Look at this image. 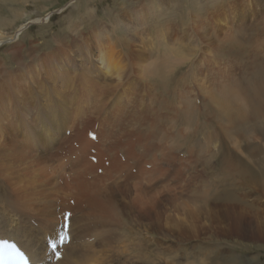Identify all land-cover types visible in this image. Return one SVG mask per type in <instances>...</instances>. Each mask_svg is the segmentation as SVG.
I'll return each instance as SVG.
<instances>
[{"label":"bare ground","instance_id":"bare-ground-1","mask_svg":"<svg viewBox=\"0 0 264 264\" xmlns=\"http://www.w3.org/2000/svg\"><path fill=\"white\" fill-rule=\"evenodd\" d=\"M15 1L16 0H0V7L7 9L9 7H12L11 5ZM252 3H253V7L258 11L256 14L257 16H256L255 20L252 21L254 23L252 25H250L249 27L247 26L245 28H242L238 32L236 31V33H231L230 32L231 29H230V31L228 32L229 35H227L229 37V40L232 38L231 35L232 36L236 35L235 38L238 41L235 39H232L229 43H226L225 45H223L222 48L220 47L216 51L217 55L214 56L216 58V59H214L215 62H220L219 58L224 59V60H227L228 58H232V62H231L232 68L233 69L235 68L236 70L241 68L243 70L242 76H240L238 78L228 77L229 78L228 84H226L227 80H226V82L224 80H222V81H224L223 83H225L226 85H223V84L218 85L216 92H213V90H212V92H210V90H206V93L209 95L207 100L209 101V104H210L208 106V113L211 114L212 117H215L217 115V112H218L221 116L223 115L224 117H226L228 122L232 125V128L236 129L237 133L239 131L242 133V127H243L242 125L248 124L249 119H251V118L257 119V116L260 118L262 115H264V0H252ZM176 4H178V3H176ZM231 4H233V3H231ZM238 4H240V3H238ZM152 8H154L153 11L151 13H149V10H147L144 18L141 16L142 20H137L136 22H134L135 25L129 24L128 27H126V26L123 27V25H122L123 23L122 24L121 23L120 24L113 23V26H114L113 29H116V30L117 29H126L128 32H134L133 36L130 37V39L128 38V35H127V39H125V42L121 41V43L124 44L125 49L127 51V52H125V54H124V52L122 53V51H117L114 46L111 47L110 45H107V44H105V42H103L104 40L107 42L108 39L107 40L104 39L103 41H101V37H102L101 33L96 35L97 36L96 40L98 39V41H99V43H98V49L99 50H98V58H97L98 59L97 63L99 65V67H98V71H96V73H98V74L93 75V76H91V74H90L89 75L90 77H88L86 75L88 78V79L86 78L87 82H82L83 83L82 86L80 84L77 85L80 88V91H78V92L73 90V89H67V88H72V86H70L68 84H67V86H65L63 84V83H65V81H64L65 75L64 74L73 73L71 71V67L69 68V66H65L66 68H64L65 70L71 71V72H66V71L63 72V71L59 70L60 72L57 73V71H55L58 69L59 65L55 66V65H57L56 62H58V61H57V59H55L56 58V52H54V54H51V53H53V51L50 54L48 53L43 57L42 56H36V55H34V53H36V51H34V49H36V48L32 49V48H30V45H28L30 49H27L23 53H20V51L18 53L16 51V48L19 45L15 44L12 46L11 56L13 57V60L16 63L17 69L14 71H10L6 66H3V67L1 66L2 68H0V238L1 239L15 240L21 246V248L27 253V255H29L31 257L34 264H50L52 262L53 254L49 250L48 246H46L44 244V240H46L48 237H51L52 239L50 242H54V238L57 236L59 237V235H58L59 230L58 229H59V226L62 225L63 213L65 212L66 209H68V207L65 206L66 203L65 204L63 203L62 204L63 208L60 210V212L57 211V209H58L57 207L59 205V202L61 201V200H59V198H62V196H65V198H69L70 200H76L74 202L75 203L77 202V208L75 209V212L71 208H69V210H68V211H73V213H74V215L71 219V227H70V232L72 235V241L70 242V244L67 247H65L63 259L60 261V264H114V262H121V263L123 262V264H135L134 261H136V264H154V260H158V261L161 260L160 263H162V264H172L173 261H176L179 258V256L177 254H174L173 257L169 256L171 252H168V254H166V255L160 254L161 246L158 244H157V246L159 249L154 247L152 250V246L150 248L148 247V245H153L152 239H147L152 234L151 232L155 231V230L163 232V229L168 233L167 235H169L170 233L176 234L177 239H175V240H178V242H182V243L187 242V241H191L192 243L193 242L203 243L204 240H203L202 236L204 235V232H208V231L212 232L213 237L218 238L217 240L211 242L212 244H218V249H216L217 257L214 255L215 249H213V248H210L212 250H209L208 248L205 249L202 247L201 244H199L200 247L197 248V252L195 253V257H193L191 254H183V257H184L183 260L186 264H224L218 258V256H220L223 253V250H228L230 261L232 262V264L236 263L237 262L236 251L234 249L230 248L229 241H233L234 238L238 234L243 233V232L249 233V235L252 239H255L257 241L258 240L261 241L257 245L264 248V213H261V210L259 211V209H255L254 208L255 206H253V205L251 206L249 204L250 206L247 207L248 206V204H247L246 209H244L243 204H241V202L238 201L239 197L237 196V198H236L235 197L236 195H234V193H233V195L232 194L226 195V198L224 200H221V197L217 196V195L211 194L208 196L207 190H205L203 196L199 198V200L202 201V204L201 203L200 204L205 205L206 207H208L210 204H212L215 209L214 210H208V211L204 212V214H201L200 210H202V206L198 207V204H196V205L194 204L195 196L194 195L189 196V194L183 195V193H185L184 191L186 189L185 190L183 189V191H182L180 188H178L182 191L181 194H179V192H178V194H179L178 195L176 190L177 191H179V190L175 189L176 194L180 197L179 198L180 204L178 202L179 205H176V204H174L175 202H173V201H176L178 198V196H177V198L175 197L176 199H174L172 197V193L174 192V189H173V192L171 193L170 196L164 198L168 202H170V201L173 202V206L176 205L175 211L177 212V214H157L158 213L157 207H151L157 202V199L155 198V195L152 193V191L155 188V186L157 185V183H155V181L157 180L156 178H158L159 175L163 176L164 174L163 175L160 174V172H159L160 170L158 169V167H157L158 170H155V167H156L155 165L158 163V158L151 156L153 161L150 162V160L147 159V156H145L146 154L144 156H142L141 154L138 153L141 156L138 159V154L135 156L136 153H134V151H132V152L130 151L131 148L134 146V143H137V141H136L137 138H140V137H136V138L133 137V138H135L136 142L129 140L130 142L131 141L133 142V146H132V144H130L132 146L131 148H130V145H127L128 141H127V143H125V145H122L123 146L122 149L124 150V148H126L125 151H126V153L128 152V154L125 155V152L120 148L117 149V147L115 146L114 143H112L113 146H109V144L107 145L106 144L107 140L105 141L104 138H102L101 136H100L101 138L98 139V142L94 143V142L88 140V136H87L88 131H86L85 132L86 134L84 135L83 131L76 129V128H78L77 123L79 120H81L82 126L86 127L87 123L90 119V118H88L89 115L86 113L85 110L82 112L80 111L81 104L88 106L87 107L88 109L90 107L94 108L93 112L96 115L99 113V112H97V110L99 109V106L103 108V111L106 108L108 109V105H109L108 101H110V100H108L106 92L107 91H108V93L110 92L109 93V95H110L111 91L114 90L113 87H115V86H112L111 84H105L104 79L107 80L110 78V81H112V80L116 81L117 84H121L125 79L127 80V78L131 79V77L133 76V72H134L133 71L134 65H137L138 62L143 61L144 60L143 57L145 54L148 55L147 54L148 52L153 51V49L151 50V48H152L151 45H149V46H151V48L149 47L150 49L147 50V48L145 47L146 44L144 46L145 49H143V51H133L132 50L133 47H135L133 45L132 40L135 41L134 43H137L136 40L138 38L140 39L141 29L146 30L143 27H144V25L148 24V22L145 21V20H147V17L149 18V20L157 17L158 7L156 10H155V8H156L155 6ZM221 10H223V9H221ZM130 14L132 15V13H130ZM134 14H135V12H134ZM204 16L205 15H202V16L198 15V17L202 18L201 19L202 23H204V21H205V19H203ZM224 19H226V17ZM187 20H188V17H187ZM154 21H155V19H154ZM159 21H161V19ZM130 22H131V20H130ZM155 23H157V25L160 26L159 28L157 27L159 30L162 29V33H161V31H160V33H161V36H162L161 38L163 41V46H164L163 48H165V54L169 55L171 53V57L173 56L172 53L176 54V52H177L176 55L181 54L180 53L181 50H179L180 48L179 49L177 48L176 50H174L175 48L173 47L180 40V39L177 40V35H178L177 30L178 29L176 27H174L175 25L172 24L173 22L171 23L169 21L168 23L166 22L165 24L161 25L162 23H159L157 20V22H155ZM168 24L169 25L171 24V26L169 27ZM207 24H208V22H207ZM177 25H178V27L180 26L181 33L183 34V35H181L182 38L181 37H179V38L188 39V36L186 34V32L189 31L187 28L188 23L187 22H181L179 24L177 23ZM155 26H156V24H155ZM225 29H229V28H225ZM90 31L92 32V30H90ZM118 31L116 32L117 34H118ZM155 33H156V31H155ZM157 33H159V32H157ZM226 33H227V31H226ZM80 34H82V33H80ZM2 35H3V33L1 32V28H0V43H2L3 42L2 40L4 39ZM124 35H125V33H124ZM109 36L110 35L108 33V37ZM85 38H86V36H85ZM106 38H107V36H106ZM195 38H197V40L201 43L197 34H195ZM225 38H227V37L225 36ZM109 39H111V38H109ZM140 40H142V39H140ZM174 40H176V42ZM59 42H60V40H59ZM73 44H76V43L74 42ZM96 44H97V41H96ZM64 45H67V44L64 43ZM87 45L88 44L86 43V46ZM111 45H113V44H111ZM198 45H200V44H198ZM22 47H23V45H22ZM176 47H177V45H176ZM76 48H78V47H76ZM136 48H137V46H136ZM184 48H186V47H184ZM17 50H18V48H17ZM145 51H146V53H145ZM136 54L141 55V57L136 56ZM149 55L152 56V54H149ZM31 56H32V61L35 60V63H37L39 65V68H38L39 71L38 70L32 71L31 68L36 66V65H34L32 67L31 66L28 67L29 68L28 71H27V69H25L24 61H25V59H27ZM68 56H69V53H68ZM7 57L9 58V56H7ZM136 57H138L137 63H135L136 61H134ZM177 57H179V56L175 57L176 59H179L177 67L184 65V63H189V62L193 63V60L188 59V58H192V56L191 57L182 56L181 58H177ZM36 58H38V60ZM163 58H165V57H163ZM167 58L168 57H166V59H165L166 61H167ZM173 58H174V56L172 57V59ZM172 59H170V60H172ZM85 60H86V58H85ZM60 61H61V59H60ZM157 61H155V62H153V64H151L152 65L151 67H153L154 69H157L156 71H152L151 73L153 75L157 74V76H158L159 71L162 70V67L165 65H164V63H162L160 61H158V64L163 65L162 67H160L158 64L154 65L155 63H157ZM71 62H73L72 59H71ZM4 63H5V61H4ZM1 64L2 63H0V65ZM12 64H13V61H12ZM166 64H167V62H166ZM174 64H176V63L173 62V65ZM4 65H6V64H4ZM30 65H31V63H30ZM32 65H33V63H32ZM210 65H211V63H210ZM73 66H74V64H73ZM139 66L140 65H138V67H135V71L139 68ZM199 67H200V65H199ZM213 67L207 68V69H203L202 67L196 68L195 65H191V67H189V71L194 70L192 72L193 77L191 80H194V79L197 80L196 82L198 83L199 90H203V91L205 90L206 81L203 80L204 79L203 77H202L203 79H197L198 75L194 76L197 74V70H201L204 72H206V71L210 72V71H214ZM216 67H217V64H216ZM148 68H150V64H149ZM139 69L141 70L142 68H139ZM84 70H82V71H84ZM172 70H174V69L172 68ZM216 70H217V68H216ZM219 70H220V68H219ZM25 71H27L29 74L28 78H27V75L25 74ZM54 71L57 74H55V76H51V74H53ZM226 71H229V67H227V66L223 70L224 73L221 71L222 76L226 75ZM136 72H138V71H136ZM147 72H148V70H147ZM170 72L171 71H169V73ZM187 73H185L184 75L182 74V83H181L182 87L180 85H179L180 87H177L176 84L172 83V81L170 80V79H172V76L168 77V78H164V77L159 78L158 80H153V82H149V83H156L157 85H159L162 88V94L166 97V99H168L169 102L174 101V103L171 104V103H168L167 100L165 101V100L160 99V97H158V99H157L158 111L156 110L157 108L155 109L158 114L163 113L162 111H165L166 109H168V110L174 109L173 113L174 114L177 113V116H179V118L182 119L180 117L181 116L180 110H177V108H176V105H177L176 102L179 103L178 99L182 100V102L185 104L186 109L187 108H193L197 113L201 114V110L196 109L194 102L190 103V101L183 99L185 97L184 95L186 92L185 91V84H186L185 82L190 77V74L189 73L187 74ZM218 73H216V74H218ZM167 74L165 73V75H167ZM75 75L76 74H74V76ZM148 75L150 76L151 74H148ZM168 75H170V74H168ZM173 76H174V74H173ZM220 76L221 75L219 74V77ZM222 76H221V78H222ZM51 77H53L52 79H54V81H55V79H57V81H55L56 83L59 81L61 84L59 85V87L56 86L55 84H52L53 86L51 85V89H46V87H44L42 84L45 80H48V79L50 80ZM84 77H85V75H84ZM154 77H156V76H154ZM217 77H218V75H217ZM91 78H94L97 81V83L93 87H88V81ZM141 79H142V81L148 80L147 75H145ZM176 80H177L176 81V83H177L180 79L178 78ZM215 83H217V82H215ZM220 83H221V81H220ZM73 84H74V82H73ZM124 84H125V82H124ZM177 84H179V83H177ZM122 85H123V83H122ZM98 87H100V90L97 92L95 90ZM173 87H174V89H173ZM188 87L189 86L187 85V88ZM124 88H126V87H124ZM41 91H43V92H41ZM71 91H73V92H71ZM134 92H135V90H134ZM137 92H138V90H137ZM142 93L144 94L145 92H142ZM120 94H122V93H120ZM135 94H136V92H135ZM73 96L75 98L71 100V98ZM242 97L246 100V102L244 104H248V106L252 109L251 113L245 112V109L243 108L244 107L243 104L239 103V99ZM54 98L57 101L59 100L61 103V104H57L58 108L54 102ZM145 98H146V96H145ZM148 98H149V96H148ZM78 99L80 101H77ZM113 100H115V98ZM150 100H155V99H150ZM76 101L79 103V105ZM75 102L77 104L74 106ZM109 103L112 104L111 102H109ZM127 103H129V102H127ZM131 103H132V101H131ZM119 104H121V103H119ZM124 104H126V103H124ZM133 105H135V104H133ZM146 105H147V102H146ZM163 105H164V108H162ZM131 106L132 105H130V107ZM76 107H78L76 110V112L78 114L77 113L76 114H77V116L78 115L79 116L75 118V116H72L71 111L73 108H76ZM120 107H121V105H120ZM122 107H123V105H122ZM126 107H124V109L125 108L128 109L127 105H126ZM84 109H85V107H84ZM113 109H114V107H113ZM145 109H146V107H145ZM121 110H123V109H121ZM132 110H128L129 114H131V115H126V116H132L133 117V111ZM140 110H141V108H140ZM142 110H143V108H142ZM114 111L118 112L117 106L114 109ZM151 111H152V109H151ZM91 112L92 111H90V113ZM105 112H106V110H105ZM148 112H150V111H147V113ZM122 113H123V111H122ZM124 114H127V112ZM114 115H115V113H114ZM121 115H122V117H125L123 114H121ZM164 115H166L165 117L169 116L167 114H164ZM115 117L117 118L116 115H115ZM142 117L143 116H140V118H142ZM159 117H162V116H158V118ZM169 117L170 118L173 117V119H175L176 115H175V117L174 116L171 117V115ZM98 118L100 119L101 117L99 116ZM138 118H139V116H138ZM133 119H134V117H133ZM133 119H131V120H133ZM135 119L137 120V118H135ZM144 119H142V121ZM167 119H169V118H167ZM191 119L192 118L188 119L189 123H191ZM117 120H118V118H117ZM128 120H130V118ZM156 120H157V118H156ZM156 120H154V121L156 122ZM183 120H184V118H183ZM122 121H124V120H122ZM151 121H153V120H151ZM124 122H127V121H124ZM153 122H152V124H154ZM128 123L131 124V122H128ZM135 123L133 125L131 124L130 127L131 126L135 127ZM137 123H138V120H137ZM109 124H112V122ZM95 125H97V123ZM102 125H103V123L100 124L101 127H102ZM126 125H127V123H126ZM156 125H157V123H156ZM79 126H81V125H79ZM108 126H110V125H108ZM137 126H136V128H137ZM163 126H165V125H163ZM167 126H168V124H167ZM169 126H170V124H169ZM254 126L257 127V123ZM105 127H107V125H105ZM128 127H129V125H128ZM153 127H155V126H153ZM165 128H166V126H165ZM168 128H170V127H168ZM43 129L46 130L45 134H43ZM114 129H115V126H114ZM143 129H141V131H143ZM160 129H164V128L160 127ZM69 130L71 131V135H70V137H67L66 132ZM106 130H107V128H106ZM128 130H129V128L125 131H128ZM139 130H140V128H139ZM167 130H169V129H167ZM112 131H113V128H112ZM165 131H164V133H165ZM108 132H111V130ZM118 133L120 134V131ZM152 133L155 134L154 132H152ZM252 133H255V132L252 131ZM108 134H111V133H108ZM114 134H115V132H114ZM123 134H125V133H123ZM153 134H151V137L153 136ZM19 135H23L22 136L23 139H21V137ZM147 135L145 134L143 136H147ZM160 135H162V134H160ZM124 136H126V134ZM141 136H142V134H141ZM157 136H159V135H157ZM30 137L35 138L34 139L35 141L31 143ZM57 137L60 139L63 138L64 140L61 139L62 141L60 143V141H59L60 139H58ZM162 137L158 138L159 141H160V139H162ZM237 137L242 139V140L245 139L244 135L239 134ZM146 138H149V136H147ZM117 139H119V138H117ZM154 139L155 138L153 137V140ZM158 139H157V141H158ZM141 140H142V138H141ZM141 140H140V142H141ZM144 140H145V138H144ZM166 140H168V139H166ZM149 141L151 143V140L148 139V142ZM161 142L164 144L163 141H160L157 143L159 144ZM171 142H173V140ZM120 143H122V142L120 141ZM150 143H149V145H150ZM152 143H153V141H152ZM152 143H151V145H152ZM170 143L167 142V144H166V142H165L166 145H169ZM141 144L143 145V143H141ZM146 145H148V144H146ZM146 145H144L145 146V150H144L145 153L146 152L151 153L155 150L154 147H153L154 150H151L152 148L150 146L147 147ZM162 146H163L162 148L165 149L164 148L165 146L164 145H162ZM169 146H171V145H169ZM171 147H173V146H171ZM157 148L158 149L161 148V145H160V147H157ZM157 148H156V150H157ZM162 148H161V150H162ZM168 148L170 149V147H168ZM226 148H227L226 146L224 148L222 147L219 152L214 154V158L215 159L217 158V161L219 162L218 167L216 169V173L222 172L223 174L227 175L228 177L230 176L231 179L234 178L233 176H238L239 180L245 179L250 185H252V184L264 185V166L259 165L260 167H262V171L260 170L258 172V170H257L258 164H254L253 163L254 160L252 162V158H251V157H253L251 155L252 154L254 155V153H253L254 150L249 151L250 152L249 154L247 153L248 156L250 155L248 158H247V156L241 154L243 157L244 156L246 157V159H244L245 157L241 158L236 153L237 151L231 153V152H228L226 150ZM252 148H250V149H252ZM92 149H95L98 153V164L97 165H94L91 161L88 160L91 157L90 151ZM136 150H137V148H136ZM237 150L241 151L240 149H237ZM157 151L159 152L160 149ZM172 151L175 152L174 149H172ZM139 152H142V151H139ZM158 152H156V154ZM160 152H162V151H160ZM163 152H164V150H163ZM165 152H167V154L170 153V155H173V152L171 154V151L169 152V150L168 151L165 150ZM62 154H64L66 157L62 156ZM163 154L164 153H162V155ZM244 154H246V153H244ZM257 154H259V150H258ZM168 155H167V157H173L174 158V156H168ZM260 155H261V153H260ZM198 156H200V155H198ZM232 156H233V158H231ZM67 157H69V158H67ZM164 157H165V155L163 156V158ZM255 157H257V156H255ZM106 158L108 161H110L111 167L110 166L106 167V162H105ZM123 158L124 159L126 158L125 162L122 161ZM136 158L138 159V161L136 160ZM144 158H145V160H144ZM166 159L167 158H165L163 160H166ZM170 159L168 158L169 161H173ZM162 161L160 162V165L163 164ZM175 162L173 161V163H175ZM241 162H243V164ZM112 163H113V166H112ZM173 163L169 162V164H167L166 167H168V165L170 167V164H173ZM145 164H146V166L144 168ZM148 165L152 166L151 170L147 169ZM164 165L165 164H163V166ZM65 167L71 171L65 173V171H64ZM260 167H259V169H260ZM100 168H103V171H104V174L101 176L98 175V172H97L98 169H100ZM134 169H137L136 175L133 173ZM181 169H183V167ZM161 170H162V168H161ZM163 170H165V169H163ZM51 171L55 174L56 177L51 175ZM157 173H159V175H157ZM173 173H175V172H173ZM168 175H170V174L168 173ZM173 175L175 176V174H173ZM186 176H187V174H186ZM175 177H178V176H175ZM194 177H195L196 181H200L202 179L201 177H204V175L202 174L200 178H198L197 176H194ZM205 177H206V174H205ZM131 178H133V180H134L133 186L135 188L134 190H136V195H137V198L134 195L133 198L134 199L136 198L134 201H132V199L130 198V195L128 197V198H130V201H129L127 199L128 192L125 193L126 184L130 183L129 180ZM166 178H168V177H166ZM166 178H165V180H166ZM159 179H161V177ZM159 179H158V181H159ZM172 179H173V177L171 179H169V181ZM162 180H163V178H162ZM173 181H174V179H173ZM183 181H184V179H183ZM192 181H194V180H192ZM169 184L170 183H168V186H169ZM182 184H184V183H182ZM69 185H72L73 187H71ZM187 186H189V185H187ZM161 188H163V187H161ZM170 188H173V187H170ZM201 188L203 190L204 186H202ZM68 189L71 192H68ZM158 189H160V188H158ZM158 189H156V190H158ZM167 189H169V188H167ZM197 189H198V187H197ZM236 189H237V187H236ZM246 190H248V189H246ZM133 192H135V191H133ZM155 192H157V191H155ZM168 192L169 193H167V194L169 195L170 191L168 190ZM196 192H198V191L196 190ZM263 192H264V189H263ZM161 193H160V195H161ZM235 193H236V191H235ZM167 194L165 196H167ZM176 194H174V195L176 196ZM184 197H187V198H185L186 200H184ZM251 199L252 198H250V200ZM119 201L128 202L130 204H133L132 202H135L134 206L138 209V211L144 209L146 211V214H141V215L136 214L137 218L134 217L130 220H126V223L123 222V220L119 217H115L113 220H110L109 218L98 219L93 214L94 210H98V211L104 212V213L109 214V215L121 214V213H123V209L119 208L116 205V203ZM256 202H258V201H256ZM85 203H87V206L84 209L83 204L85 205ZM80 205H82V207ZM258 206L260 207L261 205L258 204ZM194 207H196V208H194ZM262 208H264V207H262ZM198 211H200V212H198ZM180 213H183V214H180ZM140 221H142L141 224H140ZM207 223H209V225H210L208 227L209 230H207V227H206V225H208ZM125 227H128V229H124ZM132 231L134 233L137 232V234H139V236L137 238L134 237ZM143 236H145L146 238H143ZM242 238L247 239L244 234H243ZM97 243L101 244V246L103 248L112 247L114 245L111 251L103 252V253L109 252L110 255L112 256L111 253L116 251L117 255L114 258H112V261H108L107 259H105L103 257L102 251L95 250V245ZM233 246L234 245L231 244V247H233ZM205 247H207V246H205ZM129 260H131V261L134 260V261L132 263H130ZM185 263H181V264H185Z\"/></svg>","mask_w":264,"mask_h":264},{"label":"rangeland","instance_id":"rangeland-1","mask_svg":"<svg viewBox=\"0 0 264 264\" xmlns=\"http://www.w3.org/2000/svg\"><path fill=\"white\" fill-rule=\"evenodd\" d=\"M176 3H178V4H176ZM231 3H233V4H231ZM238 3H240V4H238ZM241 4L243 6L245 5L246 7L245 6L243 7ZM11 6L12 7H9L7 9L0 7V28H1V32L3 33L2 36L4 38L2 40L4 43L3 42L0 43V63H2L0 65V68H2L3 66H6L10 71H14L17 69L16 63L14 62L13 57L11 56L12 46L15 44L19 45L17 47L18 50L16 48V51L18 53H19V51H20V53H23L27 49L36 48L37 50L34 49V51H36V53H34V55L43 57L46 54H48V53L50 54L53 51V53H51V54H54V52H56V58L54 56L53 57L55 59H57L58 62L60 61V59L62 61V62L60 61L59 63L56 62L57 65H55V66H58V65L59 66H58V69L55 71H57V73L60 71H63V72H65V71L71 72L72 71L73 73H71V74H69V73L64 74L65 75V80H64L65 83H63V84L65 86H67V84L72 86V88H67V89H73L77 92L80 91V88L77 85L80 84L82 86L83 85L82 82H87V80H86L87 76L90 77L89 76L90 74H91V76L98 74V73H96V71H98V67H99V65L97 63L99 41H98V39L96 40V38H97L96 35L101 33L102 34L101 41H103L104 39H106V40L108 39L107 42L105 40L103 42H105V44H107V45H110L111 47L114 46L117 51H122V53L124 52V54H125V52H127V51L125 49L124 44L121 43V41L125 42V39H127V35H128V38L130 39V37L133 36L134 32H128L126 29H117V30L113 29L114 28L113 23H117V24L123 23L122 24L123 27H125V26L128 27L129 24L135 25L134 22H136L137 20H142L141 18L142 17L144 18L147 10H149V13H151L154 9L152 7L155 6L156 7L155 10L158 7L157 17L150 19V20L147 17V20H145L146 22H148V24L144 25V27H143L146 30L141 29L140 39H142V40H140L138 38L136 40L137 43H134L135 41L132 40L133 45L135 46L132 49L133 51H143V49H145V47L148 50L151 48V46H152L151 50L153 49V51L148 52L147 53L148 55L145 54L143 57L144 60L141 62H138V57H141V55L136 54V56H138V57H136L134 61H136L135 63H137V62L138 63H137V65H134V67H133L134 72H133V76L131 77V79L127 78V80L125 79L122 82L124 86L122 85V83L117 84L116 81H113V80L110 81V78L107 80L104 79L105 84H111L112 86H115V87H113L114 90L111 91L110 95H109L110 92L109 93H108V91L106 92L107 98H108V100H110V101H108V104L110 106L108 105V109L107 108L105 109L106 112H105V110L103 111V108L99 106V109L97 110V112H99V113L101 112V113L100 114L98 113L97 114L98 116H97L93 112L94 108L90 107L88 109L87 108L88 106L81 104L80 111L82 112L85 110L86 113L89 115L88 118H90V119H89L86 127L85 126L83 127L81 120H79L77 123L78 128H76V129L83 131L84 135H85L86 131L89 132V129H94L93 127L97 126V132L99 135L98 139H100L101 137L104 138L105 141L107 140V143H106L107 145L109 144V146H113L112 143H114L115 146L117 147V149H119V148L122 149L123 148L122 145H125V143H127V141H128L127 145L132 144V146H133V142L137 141V143H134L133 147L130 145V148L132 147L134 149L133 150L131 148L130 151L131 152L134 151V153H136L135 156L138 153L141 154L142 156H144L146 154L145 156H147V159H149L150 162L153 161L151 156L158 158V163L155 165L156 166L155 170L159 169L160 174H162V175L164 174V175L161 176V175H159V173H157V175H159V177L157 176L158 178H156L157 180L155 181V183H157V185L155 186V188L152 191V193L155 195V198L157 199V202L153 206L150 205L151 207H157V211H158L157 214H177V212L175 211V206L180 204V201H179L180 197L178 195L181 194L183 189L184 190L186 189L184 191L185 193H183V195L189 194V196H191V195L195 196L194 204L195 205L198 204V207L202 206V210H200L201 212L198 211L201 214H204V212H206L208 210H214L215 209L212 204H210L208 207H206L205 205H201L202 201L199 200V198L203 196L205 190H207L208 196L211 194L217 195V196L221 197V200H224L226 198V195H228V194L233 195V193H234V195H236L235 196L236 198H237V196L239 197L238 201L241 202V204H243L244 209H246V206L248 204L247 207H249L250 205L251 206L253 205V206H255L254 207L255 209H259V211L261 210V213H264V208H262V207H264V192H263L264 185H261V184L250 185L245 179L239 180L238 176H233L234 178L231 179L230 176L228 177L227 175L223 174L222 172L216 173V169L218 167L219 162L217 161V158L216 159L214 158V154L219 152L221 150V148L222 147L224 148L225 146L227 147L226 150L228 152L233 153V152L237 151L236 153L241 158H244L245 156H247V158H248L250 156V155L248 156V154L250 153L249 151L254 150L253 151L254 155L253 154L251 155V156H253V157H251L252 162L254 160L253 163L258 164V166H257L258 172L260 170L262 171V167H260L259 165L264 166V138H263L264 137V117H263L264 115H262L260 118L257 116V119L256 118L249 119L248 124L242 125L243 126L242 127V133L240 131L237 133L236 129L232 128V125L228 122L226 117H224L223 115L221 116L218 112H217V115L215 117H212V115L208 113V106L210 104H209V101L207 100L209 95L206 93V90H210V92H212V90H213V92H216L217 86L220 84H223V85L228 84L229 83L228 77L238 78V77L242 76L243 70L241 68H239L238 70H236L235 68L234 69L232 68V63H231L232 58H228L227 60L219 58L220 62H215L214 59H216V58L214 56L217 55L216 51L220 47L222 48L223 45H225L226 43H229L232 39L237 40L235 38L236 35H234V36L231 35L232 38L229 40V37L227 35H229L228 32L230 31V29H231V31H230L231 33H236V31L238 32L242 28H245L247 26L249 27L250 25H252L254 23L252 21L255 20V18L257 16L256 14L258 11L253 7L252 0H244V1L243 0H16L15 2H13V4ZM221 9H223V10H221ZM134 12H135V14H134ZM130 13H132V15ZM198 15L199 16H202V15L206 16V17L205 16L203 17V19H205L204 23L201 22L202 18L198 17ZM187 17H188L189 21L187 20ZM225 17H226V19H224ZM154 19H155V21H154ZM160 19H161V21H159ZM130 20H131V22H130ZM157 20L159 23H162L161 25L165 24L166 22L168 23L169 21L171 23L173 22L172 24L175 25L174 27H176L178 29V30L176 29L178 32L177 40L180 39L179 40L180 42L178 41L176 43L177 47H176V45L173 47L175 48L174 50H176L177 48L178 49L180 48L179 50H181V52H180L181 54L178 53L179 55H176L177 52H176V54L172 53V55L174 56L173 59H172L173 56L171 57V53L169 55L165 54V48H163L164 46H163V41L161 38L162 37L161 36L162 29H160V30L158 29L160 26L157 25V23H155V22H157ZM181 22H187L188 23L187 28L189 31L186 32V34H187L189 40L184 39V38L181 39L182 38L181 35H183V34L181 33L180 26L178 27V25H177V23L179 24ZM207 22H208V24H207ZM155 24H156V26H155ZM168 26L170 27L171 24L170 25L168 24ZM221 26L222 27L224 26V27L222 28ZM225 28H229V29H225ZM90 30H92V32ZM117 31H118V34L116 33ZM155 31H156V33H155ZM160 31H161V33H160ZM226 31H227V33H226ZM157 32H159V33H157ZM80 33H82V34H80ZM108 33L110 35L109 37H108ZM124 33H125V35H124ZM195 34H197L201 43L197 40V38H195ZM105 35L107 36V38ZM85 36H86V38H85ZM225 36L227 38H225ZM179 37H181V38H179ZM109 38H111V39H109ZM59 40H60V42H59ZM73 41L76 44H73L74 43ZM96 41H97V44H96ZM174 41L176 42V40H174ZM64 43L67 45H64ZM86 43L88 44L87 46H86ZM111 44H113V45H111ZM145 44H146V46H145ZM198 44H200V45H198ZM22 45H23V47H22ZM28 45H30V48ZM149 45H151V46H149ZM136 46H137V48H136ZM183 46L186 48H184ZM76 47H78V48H76ZM58 49L59 50L61 49V50L59 51ZM68 53H69V56H68ZM145 53H146V51H145ZM149 54H152L153 57ZM175 55L179 56L177 58H181L182 56H186V57L192 56V58H188V59L193 60V63L192 62L184 63V65L178 66L179 67L178 68L177 65H178L179 59H176ZM7 56H9V58ZM163 57H165V58H163ZM166 57H168L167 61L165 60ZM38 58H36V59L38 60ZM85 58L87 61L85 60ZM169 58L172 60H170ZM71 59L73 60V62H71ZM3 60L5 61V63ZM157 60L164 63V65L166 67L161 65V64H158ZM12 61H13V64H12ZM155 61H157V63H155L154 65L158 64L160 67L163 66L162 70H160L161 72L159 71L158 76H157V74L153 75L151 73L152 71L157 70V69H154L153 67H151L152 66L151 64H153V62H155ZM166 62H167V64H166ZM173 62L176 63V64H174L175 66L173 65ZM24 63H25V69H27V71L29 70L28 67H30V66L32 67V66L36 65V66L31 68L32 71L38 70V68H39V65L37 63H35V60L32 61V56L25 59ZM30 63H31V65H30ZM32 63H33V65H32ZM210 63H211V65H210ZM4 64H6V65H4ZM73 64L75 67L73 66ZM149 64H150V68H148ZM216 64H217V67H216ZM138 65H140L139 68H142V69L140 70L139 68L138 69L136 68L137 69L136 71H138V72H136L135 67H138ZM191 65H195L196 68L202 67L203 69L212 68L214 66L213 67L214 71L204 72L201 70H197V74L194 75V76L198 75L197 79H203L204 78L203 80L206 81L204 91L199 90L198 83L196 82L197 80H195V79L191 80L193 77L192 72L194 71V70L189 71V67H191ZM199 65H200V67H199ZM65 66H69V68L71 67V71L65 70L64 69V68H66ZM226 66L229 67V71H226V75L222 76L221 73L223 72V70L225 69ZM172 68L174 70H172ZM216 68H217V70H216ZM219 68H220V70H219ZM82 70H84V71H82ZM147 70L149 73L147 72ZM27 71H25V74L27 75V78H28L29 74ZM55 71L53 74H51V76H55V74H57ZM169 71H171V72L169 73ZM187 72L190 74L191 78L189 77L186 82L184 81L186 83L185 84V91L186 92L184 95L185 97L183 99L190 101V103L194 102L196 109L201 110V114L197 113L193 108H187L186 109L185 104L182 102L181 99H178L179 103L176 102V104H177L176 108H177V110H180V112H181L180 117L182 119H180L179 116H177V113H175V114L173 113L174 109L173 110L166 109L165 111H162L163 113H160L161 115L158 114L157 113V111H158V103H157L158 97H160V99H162V100H165V101L167 100V102L171 103V104L174 103V101L169 102L168 99H166V97L162 94V88L159 85H157L156 83H149V82H153V80H158L159 78H163V77L168 78V77L172 76L173 80L170 79L172 81V83L176 84L177 87H180V86L182 87V85H181L182 74L184 75ZM165 73L166 74L168 73L170 75H168V74L165 75ZM216 73H218V74H216ZM74 74H76V75L74 76ZM83 74L85 75V77ZM148 74H151V75L149 76ZM173 74H174V76H173ZM219 74L222 76V78H221V76L219 77ZM145 75H147L148 80L142 81L141 78H143ZM217 75H218V77H217ZM154 76H156V77H154ZM52 78L53 77H51L50 80L48 79V80H45L43 82L42 85L44 87H46V89H51L52 84H55L58 87L61 84L59 81L56 83L55 81H57V79H55V81H54V79H52ZM178 78L180 79L177 82L179 84L176 83V81H177L176 79H178ZM222 80H224L225 82L227 80L226 84L223 83L224 81H222ZM220 81H221V83H220ZM73 82H74V84H73ZM124 82H125V84H124ZM215 82H217V83H215ZM96 83H97V81L94 78H91L88 81V87H93V86H95ZM187 85L189 86L188 88H187ZM124 87H126V88H124ZM191 88H192V90H191ZM173 89H174V87H173ZM99 90H100V87H98L95 91L98 92ZM134 90H135L136 94H135ZM137 90H138V92H137ZM41 92H43V91H41ZM71 92H73V91H71ZM142 92H145L144 93L145 95ZM120 93H122V94H120ZM134 95L135 96L137 95L138 97L137 96L135 97ZM112 96L115 98V100H113L114 98ZM145 96H146V98H145ZM148 96H149V98H148ZM195 97H196V99H195ZM74 98L75 97L73 96L71 98V100ZM150 99H155V100H150ZM77 101H80V100L78 99ZM131 101H132V103H131ZM54 102H55L57 108H58L57 104H61L60 101L59 100L57 101L55 98H54ZM76 102H75L74 106L78 103V102L77 103ZM109 102H111L112 104H110ZM127 102H129V103H127ZM146 102H147V105H146ZM245 102H246V100L243 97L239 99V103L243 104V106H244L243 108L245 109V112L251 113L252 109L248 106V104H244ZM119 103H121V104H119ZM124 103H126V104H124ZM133 104H135V105H133ZM78 105H79V103H78ZM120 105H121V107H120ZM122 105H123V107H122ZM126 105L128 106V109H126L127 108ZM130 105H132L131 106L132 108L130 107ZM116 106L118 107V112L114 111ZM84 107H85V109H84ZM113 107H114V109H113ZM124 107H126V108L124 109ZM145 107H146V109H145ZM77 108L78 107L73 108L71 111L72 116H75V118L79 116V115L77 116V114H78L76 112ZM140 108H141V110H140ZM142 108H143V110H142ZM150 108L152 109V111ZM162 108H164V105L162 106ZM121 109H123V110H121ZM128 110L133 111L134 119L132 116H126V115H131V114H129ZM90 111H92V112L90 113ZM122 111H123V113H122ZM147 111H150V112L147 113ZM126 112H127V114H124ZM114 113L117 116L118 120L115 117ZM121 114H123L125 117H122ZM164 114H167L169 116L171 115V117L172 116L175 117V115H176V118L173 119V117L170 118L169 116L165 117L166 115H164ZM99 116L102 119L101 118L99 119L98 118ZM138 116H139V118H138ZM140 116H143V117L140 118ZM154 116L157 118V120ZM158 116H162V117L158 118ZM129 118H130V120H128ZM135 118H137L138 123H137V120ZM167 118H169V119H167ZM183 118L185 121L183 120ZM189 118H192L191 123L188 122ZM131 119H133L134 121ZM142 119H144V120L142 121ZM106 120L107 121L109 120L110 122L109 121L107 122ZM122 120L127 121V122H124ZM151 120H153V121L156 120V122L155 121L153 122ZM111 122L113 125L109 124ZM128 122H131L132 125L136 122L135 127L134 126L130 127L131 124ZM152 122L154 124H152ZM165 122L168 124V126ZM96 123H97V125H95ZM101 123H103L102 127L100 126ZM126 123H127V125H126ZM156 123H157V125H156ZM256 123H257V127L254 126ZM169 124H170V126H169ZM79 125H81V126H79ZM105 125H107V127H105ZM108 125H110V126H108ZM128 125H129V127H128ZM163 125H165L166 128L169 129L170 131L167 130L165 128V126H163ZM114 126H115L116 130L114 129ZM136 126H137V128H136ZM153 126H155V127H153ZM111 127L113 128V131H112ZM160 127L161 128L163 127L164 129H160ZM168 127H170V128H168ZM106 128H107V130H106ZM128 128H129V130L125 131ZM139 128H140V130H139ZM141 129H143V131H141ZM110 130H111V132H108ZM117 131L118 132L120 131L121 135ZM164 131H165V133L166 132L167 133L165 134ZM252 131H254L255 133H252ZM88 132H87V136H88ZM114 132H115V134H114ZM152 132H154L155 134H153ZM108 133H111V134H108ZM123 133H125L126 136H124L125 134H123ZM129 133L130 134L132 133V134L130 135ZM144 133L146 135L149 133L147 135V136H149V138H146L147 136H143V135H145ZM159 133L162 135H160ZM141 134H142V136H141ZM151 134H153L152 137H151ZM239 134L244 135L245 139L242 140V139L238 138L237 136ZM157 135H159V136H157ZM19 136L21 137V139H23L22 138L23 135H19ZM116 137L119 139H117ZM133 137H135V138L140 137V138H137V140L135 141V138H133ZM153 137L155 138L154 140H153ZM161 137H162V139H160V141H163L164 144L162 142L159 144L157 143V142H160L158 138H161ZM31 138L32 137H30V140L32 143L35 141L34 140L35 138H32L33 140ZM141 138H142V140H141ZM144 138L146 141L144 140ZM58 139H60V138H58ZM61 139H63V138H61ZM61 139L59 140L60 143L62 141ZM139 139L141 140V142ZM148 139L151 140V143L153 141V143H152L153 146L151 145L150 141L148 142ZM157 139H158V141H157ZM166 139H168L169 141ZM129 140H132L133 142L132 141L130 142ZM172 140H173V142H171ZM120 141L122 143H120ZM165 142H166V144H167V142L168 143L171 142L173 145L171 143L169 145H171L173 147L166 145ZM141 143H143V145ZM149 143H150V145H149ZM146 144H148V145H146ZM144 145H146L147 147L150 146L152 148V149L150 148L151 150H154V149L156 150V148L160 147V145L162 148L163 147L162 145H164L165 149L162 148V150H161V148H159L160 151H162V152H160V151L158 152L157 150H159V149L157 148L156 151L154 150L153 152H151L153 154L152 155L149 152L145 153V151H144L145 146ZM153 147H154V149H153ZM168 147H170V149ZM136 148H137V150H136ZM250 148H252V149H250ZM172 149H174L175 152H173ZM237 149H240L241 151H239ZM125 150H126V148H124L123 151L125 152V155H127L128 152L126 153ZM163 150H164V152H163ZM165 150L166 151L169 150V152L171 151V154L173 152V155H170V153H168L169 154L168 155L167 152H165ZM258 150H259V154H257ZM139 151H142V152H139ZM156 152H158L157 153L158 155L156 154ZM162 153H164V154L162 155ZM244 153H246V154H244ZM260 153H261V155H260ZM139 154H138V159L141 157ZM241 154L245 155V156L243 157ZM164 155H165V157L163 158ZM167 155L168 156H174V158L173 157H167ZM198 155H200V156H198ZM62 156H65V155L62 154ZM90 156L91 157L93 156L92 150L90 151ZM95 156L98 157L97 151H96ZM255 156H257V157H255ZM67 158H69V157H67ZM162 158L163 159L167 158V159L163 160ZM168 158L169 159L171 158L170 160H173L174 162L175 161L176 162L173 163V161H169ZM231 158H233V156ZM138 159L136 158L137 161H138ZM244 159H246V157ZM144 160H145V158H144ZM161 161L163 164H165L164 165L165 167L163 166V164L160 165ZM169 162H171L173 164H170V167H169V165H168V167H166V165L169 164ZM241 163L243 164V162H241ZM112 166H113V163H112ZM181 166L183 167L184 170L181 169L182 168ZM157 167H158V169H157ZM160 167L162 168V170ZM259 167H260V169H259ZM163 169H165V170H163ZM64 171H65V173H67L71 170H69L68 168L65 167ZM173 172H175V173H173ZM168 173L170 175H168ZM173 174H175V176H178V177H175ZM186 174H187V176H186ZM202 174L204 175V177H201ZM205 174H206V177H205ZM51 175L56 177L52 171H51ZM194 176H197L198 178L201 177L202 179L200 181H196ZM160 177H161V179H159ZM164 177L165 178L168 177V178H166L167 181L165 180ZM170 177L171 178L173 177L174 181H173V179L169 181V179H171ZM162 178H163V180H162ZM158 179H159V181H158ZM183 179H184V181H183ZM192 180H194V181H192ZM129 182H130L129 184H126L125 193L128 192L127 199L129 201H130V198L132 199V201H134L137 198V195H136V190H134L135 188L133 186V183H134L133 178H131L129 180ZM168 183H170L169 186H168ZM182 183H184V184H182ZM187 185H189V186H187ZM69 186L73 187L72 185H69ZM202 186H204L203 190L201 188ZM161 187H163V188H161ZM166 187L169 189H167ZM170 187H173V188H170ZM197 187H198V189H197ZM233 187L235 189L237 187V189L235 190ZM158 188H160V189H158ZM178 188H180L182 191ZM156 189H158L159 191ZM173 189H174V192H173ZM175 189L179 190V191L176 190L177 194L179 192L178 195L176 194ZM246 189H248V190H246ZM168 190L170 191L169 195L167 194V193H169ZM196 190L199 193L196 192ZM133 191H135V192H133ZM155 191H157V192H155ZM235 191H236V193H235ZM68 192H71V191L68 189ZM160 193H161V195H160ZM171 193H172V197L174 199H176L178 196L177 200L173 201V202H175L174 204H176L174 206H173V202H171V201L168 202L166 199H164V198L170 196ZM166 194H167V196H165ZM174 194H176V196ZM129 195H130V198H128ZM134 195L136 196L135 199L133 198ZM185 198H187V197H184V200H186ZM250 198H252V199L250 200ZM59 200H61V201L59 202V205L57 207L58 212H60V210L63 208L62 207L63 203L64 204L66 203L65 206L68 207V209H66V210L64 209L65 211H68L69 208H71L75 212V209L77 207L75 209H73L71 202L76 201V200H70L69 198H65V196H62V198H59ZM256 201H258V202H256ZM178 202H179V204H178ZM68 203H70L71 206ZM132 203L133 204H130L128 202H121V201L117 202L116 205L119 208L123 209V213H121V214L109 215V214H106V213L98 211V210H94L93 214L98 219L109 218L110 220H113L115 217H119L125 223H126V220H130L134 217L137 218L136 214H139V215L146 214V211L144 209L138 211V209L134 206L135 202H132ZM258 204L261 206L259 207ZM80 206L82 207V205H80ZM86 206H87V203H85V205L83 204L84 209L86 208ZM194 208H196V207H194ZM180 214H183V213H180ZM141 222L142 221H140V224H141ZM207 224L208 225H206V224L205 225L207 227V230H209L208 227L210 225H209V223H207ZM124 229H128V227H125ZM132 233H133V236L136 238L139 236V234H137V232L134 233L132 231ZM151 233L152 234L147 239H152L153 245H148V247L150 248L152 246V250L154 247L159 249L157 246V244H158L161 246L160 254L166 255V254H168V252H171L169 255L170 257L171 256L173 257L174 254H177L179 256V258L176 261H173L172 264L185 263L183 260V258H184L183 254H191L193 257H195V253L197 252V248L200 247L199 244H201L202 247L205 249H207V248L209 250H212L210 248L215 249L214 255L217 257L216 249H218V244H212L211 242L217 240L218 238L213 237V234L211 231L204 232V235L202 236V238L204 240L203 243H199V242H193L192 243L191 241H187V242H183V243L178 242V240H175V239H177L176 234L170 233L169 235H167L168 233L164 229H163V232L155 230V231H152ZM243 234L246 236L247 239L242 238ZM143 238H146V237L143 236ZM260 242L261 241H259V240L257 241L255 239H252L250 237L249 233H246V232L238 234L234 238L233 241H229L230 248L234 249L236 251L237 262L234 264H264V248L257 245ZM231 244H233L235 247L234 246L231 247ZM113 246L103 248L101 246V244L97 243L95 245V250L102 251V253H103L105 251H111ZM205 246H207V247H205ZM111 254H112V256L110 255L109 252L103 253V257L105 259H107L108 261H112V258H114L117 254H116V251H114ZM218 258L224 264H232V262L229 259V251L228 250H223V253L220 256H218ZM133 261L129 260L130 263H132ZM160 261L161 260H159V261L154 260V264H162V263H160ZM134 263L136 264V261H134ZM114 264H123V262L122 263L121 262H114Z\"/></svg>","mask_w":264,"mask_h":264},{"label":"snow or ice","instance_id":"snow-or-ice-1","mask_svg":"<svg viewBox=\"0 0 264 264\" xmlns=\"http://www.w3.org/2000/svg\"><path fill=\"white\" fill-rule=\"evenodd\" d=\"M60 242L61 244L67 242L69 240V236L68 234L65 232V233H61L60 235ZM52 248L53 250L55 251L57 245L55 242H52ZM4 247L5 248H11L13 250V253L14 255L11 257V259L13 261L16 262V264H29V259L28 257L25 255V253L23 251H21L19 248L16 247L15 244H8L6 241L4 242ZM56 256L58 259H60V254L57 252L56 253ZM5 260H6V264H7V261L9 260V257H5Z\"/></svg>","mask_w":264,"mask_h":264}]
</instances>
